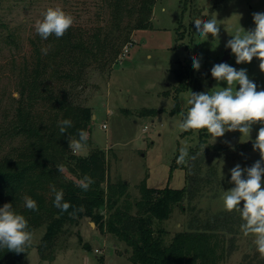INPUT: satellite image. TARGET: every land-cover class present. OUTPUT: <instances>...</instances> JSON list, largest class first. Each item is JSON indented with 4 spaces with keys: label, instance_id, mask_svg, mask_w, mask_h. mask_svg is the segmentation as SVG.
I'll list each match as a JSON object with an SVG mask.
<instances>
[{
    "label": "rangeland",
    "instance_id": "1",
    "mask_svg": "<svg viewBox=\"0 0 264 264\" xmlns=\"http://www.w3.org/2000/svg\"><path fill=\"white\" fill-rule=\"evenodd\" d=\"M67 1L0 0V123L4 112L10 111L18 98L22 58L29 53L35 21L42 19L47 8L59 7L71 14L75 23L90 28L97 25L99 18L108 17V11L100 7V0H69L66 4ZM255 12L264 13V0H157L151 28L136 31L128 51L123 49L111 69H90L85 86L73 91L74 100L92 107L95 116L92 144L77 154L103 149L109 180L126 181L132 201L140 199L138 187L144 180L150 188H184L186 170L173 166L179 165L180 149L188 148L189 157L184 164L191 167L192 178L201 177V186H195L201 191L192 202L186 200L175 206L169 219L155 221L154 227L165 230L169 242L179 232L193 231L206 223L217 226L226 236L227 247L233 248L219 264H264L253 237H245L240 230V214L225 211L222 202L225 191L235 186L230 183V170L237 164L246 169L260 159L259 151L253 150V141L261 125H253L247 142H243L246 138L241 142V133L233 131L215 142L209 136L203 145L204 152L202 148L198 150V132L185 135L179 128L182 113L189 107L186 98L191 89L176 93L179 86L176 70L181 64L193 63V57L199 58L201 64L194 71L195 76L211 71L215 64L227 63L237 70L246 69L257 90H264L259 60L253 58L251 63L236 64L231 49L225 47L231 39L229 34L239 24L245 30L254 29ZM233 14H238L240 20ZM214 15L222 21L219 40L209 35L206 41H201L194 21L210 20ZM216 86L214 79L209 93ZM219 86L227 87L226 82H220ZM177 105L181 111L174 113ZM148 110L155 114L147 115ZM191 157H195L193 164ZM87 221L92 224L83 223ZM45 232L46 224L34 231L31 245L17 264H133L127 245L102 231L90 218L67 225L54 246L44 250L47 256L44 260L38 248Z\"/></svg>",
    "mask_w": 264,
    "mask_h": 264
},
{
    "label": "trees",
    "instance_id": "2",
    "mask_svg": "<svg viewBox=\"0 0 264 264\" xmlns=\"http://www.w3.org/2000/svg\"><path fill=\"white\" fill-rule=\"evenodd\" d=\"M100 1L108 17L99 18L94 27L74 22L62 38L52 35L43 40L35 32L29 40V53L23 56L18 73V98L11 110L4 112L0 123V207L11 203L28 220L32 234L46 224L38 248L44 260L47 259L44 250L54 246L67 225L90 218L102 231L127 245L133 264H219L233 248L227 247L226 236L217 226L206 223L199 229L175 234L169 242L167 232L154 227L155 221L169 219L175 206L186 200L192 202L201 191L200 187L195 189L196 184L201 186V177L192 178L190 166H173L186 170L184 188L155 189L144 180L138 187L140 199L132 201L126 181L109 180L103 149L93 148L82 155L69 148L68 138L78 139L79 129L89 134L85 147L92 144L94 112L92 107L74 100V89L85 86L90 69H111L123 49L132 43V35L151 28L157 0ZM42 49H48L46 55ZM192 64H181L176 70L179 82L176 93L211 90L214 83L211 71L195 76ZM148 111L147 115L155 114ZM180 111L177 105L174 113ZM185 115L182 113V119ZM64 119H70L73 126L61 134L58 125ZM197 132L196 148L200 150L210 135L206 130ZM193 160L191 157L192 164ZM60 165L63 172L58 171ZM85 176L93 181L87 191L78 187V181ZM52 186L57 191L63 190L64 200L71 205L68 211L54 207ZM25 196L37 202V211L25 207ZM24 254L0 249V264H17Z\"/></svg>",
    "mask_w": 264,
    "mask_h": 264
},
{
    "label": "clouds",
    "instance_id": "3",
    "mask_svg": "<svg viewBox=\"0 0 264 264\" xmlns=\"http://www.w3.org/2000/svg\"><path fill=\"white\" fill-rule=\"evenodd\" d=\"M232 16L239 17L240 20L238 14ZM252 17L254 29L245 30L240 24L232 34L225 29L231 36L225 47L231 49L236 64L251 63L253 58L258 59L259 69L264 73V13L255 12ZM73 23L74 17L71 14L59 7H49L42 14V19L35 21L34 28L43 40L52 35L59 39ZM194 23L201 41H206L209 35L219 40L222 21L218 20L216 15L210 20L198 18ZM42 51L46 55L48 49ZM192 59V67L198 71L201 67L200 60L197 57ZM211 76L217 81L215 90L210 93L191 91L186 98L189 107L179 123V128L182 132L206 130L213 142L227 132L239 131L241 142L242 138H246L243 142H247L253 125H261L253 141V150L259 151L260 159L246 169L237 164L230 170V183L235 186L225 191L222 202L225 211L240 214L241 232L245 237H253L256 251L264 258V90H257L256 83L249 79L246 69L237 70L227 63L215 64L211 68ZM220 82H226L227 87H220ZM58 126L61 134H65L73 125L70 119H64ZM76 135L78 139L68 138L69 148L74 154L83 151L89 139L88 132L83 129L77 130ZM204 148L202 146L203 152ZM188 157V148L182 147L177 163H186ZM63 170V165L58 166V171ZM92 183L91 178L85 176L78 181V187L87 191ZM52 192L55 194L54 207L62 212L68 211L71 205L64 200L63 190L57 191L55 186H52ZM24 204L29 210H38L37 202L31 197L25 196ZM80 211H83L82 206ZM32 239L33 234L29 231L25 216L17 213L11 203L0 207V249L17 254L24 253L31 245Z\"/></svg>",
    "mask_w": 264,
    "mask_h": 264
},
{
    "label": "built area",
    "instance_id": "4",
    "mask_svg": "<svg viewBox=\"0 0 264 264\" xmlns=\"http://www.w3.org/2000/svg\"><path fill=\"white\" fill-rule=\"evenodd\" d=\"M131 44H132V43L128 44V45L125 47V50H126L125 52H127V51H128L129 45H131ZM103 127H104V128H107V126H106V125H104ZM145 129H146V128H145ZM96 252H98V250H97Z\"/></svg>",
    "mask_w": 264,
    "mask_h": 264
},
{
    "label": "crops",
    "instance_id": "5",
    "mask_svg": "<svg viewBox=\"0 0 264 264\" xmlns=\"http://www.w3.org/2000/svg\"><path fill=\"white\" fill-rule=\"evenodd\" d=\"M95 117V116H94ZM83 223H90V224H92V222L91 221H87V222H83Z\"/></svg>",
    "mask_w": 264,
    "mask_h": 264
},
{
    "label": "water",
    "instance_id": "6",
    "mask_svg": "<svg viewBox=\"0 0 264 264\" xmlns=\"http://www.w3.org/2000/svg\"><path fill=\"white\" fill-rule=\"evenodd\" d=\"M93 118H94V116H93Z\"/></svg>",
    "mask_w": 264,
    "mask_h": 264
}]
</instances>
